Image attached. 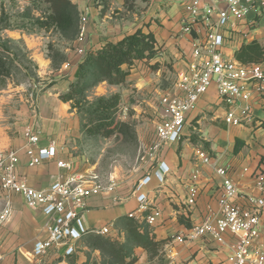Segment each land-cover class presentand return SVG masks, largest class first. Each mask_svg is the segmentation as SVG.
Returning a JSON list of instances; mask_svg holds the SVG:
<instances>
[{"label": "crops", "instance_id": "obj_1", "mask_svg": "<svg viewBox=\"0 0 264 264\" xmlns=\"http://www.w3.org/2000/svg\"><path fill=\"white\" fill-rule=\"evenodd\" d=\"M70 1L78 8L79 27L82 19L87 18L88 54L109 43L116 44L139 30L152 33L157 48H161L157 58L136 62L124 84L103 83L89 94L91 99L119 94L122 122L133 124V119H137L140 123H151L139 126L140 151L145 152L156 139L161 96L172 92L179 75L189 71L194 43L205 45L209 23L201 18L204 8L194 20L188 11L192 0ZM218 6L225 9L224 0H219ZM212 20L216 21V17ZM187 23L192 25L191 34L183 31ZM223 32L225 43L221 51L229 59L238 61L237 53L253 43L264 51V10L250 12L244 21L231 23ZM5 33L29 53V59L37 67L38 81L29 84L0 81V152H19L17 173L37 190L48 189L60 176L69 175H98L104 184L113 185L90 197L82 215L85 229L94 231L111 226L112 235L90 233L78 241L54 247L45 255H37L35 244L47 238V217L42 211L29 208L23 196L7 195L0 187V209L7 201L12 207L10 220L0 227V264H109V253L95 245L98 239L127 246L135 259L132 264H229L228 257L236 243L230 233L224 236L222 243L210 237L191 243H180L176 239L187 236L207 216H219L223 193L219 168L226 169L237 186L236 204L250 208L249 199L264 198L256 182V174L264 168V101H253L252 124L230 126L225 121L229 107L213 86L201 97L197 109L188 114L180 142L164 146L157 161H142V155L133 168L115 167L104 177L99 163L92 162L89 137L82 130V117L73 108V101L67 99L84 60L76 51L78 36L59 42L56 50L59 61L55 65L44 38L8 30ZM165 64L172 65L175 71L174 86L166 90L161 83V74L167 69ZM249 64H259L264 71V54ZM153 65H158L159 70L153 72ZM28 128L38 135V147L56 146L55 159L38 167L29 166ZM197 150L207 152L212 164L199 160ZM59 161L69 163L71 169H61ZM156 173H160L164 181L159 180ZM193 186L199 194L196 204L189 206V190ZM140 194L147 196L150 210L129 218L139 208L137 197ZM153 210L160 211L161 218L155 225H149L146 218ZM260 234L259 244L264 247V211ZM143 237L161 246L147 248L141 242ZM70 246L75 251L67 255ZM125 259L127 263L130 261V258Z\"/></svg>", "mask_w": 264, "mask_h": 264}, {"label": "built area", "instance_id": "obj_2", "mask_svg": "<svg viewBox=\"0 0 264 264\" xmlns=\"http://www.w3.org/2000/svg\"><path fill=\"white\" fill-rule=\"evenodd\" d=\"M219 0H192L188 11L193 19L200 17L209 23L205 45L194 43L193 62L189 71L179 75L175 88L161 96L159 100L162 109L156 121V139L145 150L142 161H157L164 146L175 144L182 140L188 114L197 109V105L213 86H216L220 99L229 107L225 113V121L234 127L252 124L253 101H264V71L259 64H243L229 59L222 53L225 43L224 29L233 23L244 21L250 12L264 10V0H224L225 9L218 6ZM216 17V21H213ZM87 18H83L76 40V51L84 58L87 56L86 30ZM184 33H192L191 23H187ZM28 146L26 154L30 167L41 166L45 161L55 159L57 148L54 144L38 147L39 137L33 129L26 130ZM196 157L205 164H212V159L204 150H197ZM19 152H0V187L7 195L18 194L24 197L27 206L40 210L47 217V238L35 244L37 255H45L54 247L78 241L90 233L100 236H111L112 227L89 231L82 223L86 202L90 197L97 196L113 185L107 186L98 175L60 176L48 189L37 190L30 187L18 173ZM61 169H71L69 163L59 161ZM223 178V193L219 200V216L209 215L204 222L194 226L185 237H178L180 243H191L201 238L210 237L218 243L224 241L227 233L236 238V243L228 257L229 264H264V247L259 244L260 220L264 211V198L249 199L250 208L235 203L238 194L235 183L228 177L227 170L217 169ZM156 177L164 181L160 173ZM258 189L264 193V168L256 174ZM198 189L189 190L188 205L193 206L198 199ZM9 197V196H7ZM139 208L131 213L129 218H136L138 213L150 210L145 194L137 197ZM12 215L9 201L0 209V227L7 223ZM161 218V212L153 210L147 216L149 225H155ZM75 248L70 246L67 255L73 254Z\"/></svg>", "mask_w": 264, "mask_h": 264}, {"label": "trees", "instance_id": "obj_3", "mask_svg": "<svg viewBox=\"0 0 264 264\" xmlns=\"http://www.w3.org/2000/svg\"><path fill=\"white\" fill-rule=\"evenodd\" d=\"M51 13L38 20L41 29L57 30L64 36L73 39L79 34V11L70 0H50ZM4 23V24H2ZM0 33L9 30L6 15L3 11L0 18ZM161 48H157L155 36L139 30L137 33L126 37L122 41L107 44L103 49L87 54L79 65L76 73V83L72 86L71 95L67 98L73 101V108L82 116V130L87 137H102L110 139L118 137L124 130L130 129L120 119L119 105L121 97L115 94L109 97H97L93 101L88 99L89 90L100 84L107 83L119 86L126 82L130 69L138 61H150L157 58ZM264 54L263 49L257 44L244 46L237 53V60L249 64ZM8 41L0 37V81L12 75L16 67L18 56L13 55ZM125 67H127L125 69ZM158 65H153L156 70ZM264 128V123H263ZM238 151V150H237ZM147 248L156 249L161 243L141 240ZM140 242V243H141ZM110 255L109 264H132L135 259L131 257L127 246L117 245L107 239H98L95 243ZM125 258H130L127 263Z\"/></svg>", "mask_w": 264, "mask_h": 264}, {"label": "rangeland", "instance_id": "obj_4", "mask_svg": "<svg viewBox=\"0 0 264 264\" xmlns=\"http://www.w3.org/2000/svg\"><path fill=\"white\" fill-rule=\"evenodd\" d=\"M3 11L6 15V23L10 27L8 31L14 33L22 32L36 39L44 38L49 56L54 59L55 65L58 64L59 56L56 51L57 45L59 42L70 40L71 36H64L54 29L45 31L38 25V20L45 19L51 13L50 0H0V18ZM2 24H0V27ZM0 37L8 41L9 46L12 48V55L10 57L12 58L13 55L18 56L16 67L13 69L12 75L2 81L25 84L38 81L37 67L29 59V53L22 44L18 43L14 37L7 36L5 31L0 33ZM165 66L167 69L165 73L162 72L161 74V83L163 89L166 90L169 89V86H174L175 71L172 65L165 64ZM157 70H159V67L153 70V72ZM93 90L94 88L90 89L89 94ZM89 94H87L88 99L93 101L95 98H89ZM125 124H127L130 129L124 130L118 137L110 139L89 137L87 141L88 148L90 149L89 151L92 155V162L99 163L101 174L104 177L109 175V172H112L115 167H122L124 169L133 168V165L136 164L137 161H141L140 159L142 155H144V151H140L139 126L145 125L144 127H146V124L149 126L151 123L147 121H142V123H140L137 119H133V124ZM142 129L144 131L146 130L145 128ZM150 129H152L151 126Z\"/></svg>", "mask_w": 264, "mask_h": 264}]
</instances>
